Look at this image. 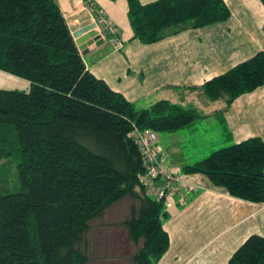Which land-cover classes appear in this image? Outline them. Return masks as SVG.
<instances>
[{"label":"trees","instance_id":"obj_1","mask_svg":"<svg viewBox=\"0 0 264 264\" xmlns=\"http://www.w3.org/2000/svg\"><path fill=\"white\" fill-rule=\"evenodd\" d=\"M127 2L133 39L146 45L231 18L224 0ZM0 71L31 84L29 91L0 90V162L15 159L20 182L17 193L0 186V264H90L92 223L126 198L133 203L122 226L138 247L131 263L157 264L170 245L166 207L140 183L146 166L131 133L134 127L181 131L204 118L198 107L161 100L141 109L114 91L87 68L57 0H0ZM262 87L259 52L186 90L229 107ZM183 171L206 176L234 198L264 204L261 137ZM228 264H264V237H249Z\"/></svg>","mask_w":264,"mask_h":264},{"label":"crops","instance_id":"obj_2","mask_svg":"<svg viewBox=\"0 0 264 264\" xmlns=\"http://www.w3.org/2000/svg\"><path fill=\"white\" fill-rule=\"evenodd\" d=\"M57 1L71 33L96 23L99 9L113 22L115 38L89 47L87 55L76 45L89 71L128 101L141 109L161 100L196 105L204 116L196 123L216 119L219 124L216 147L252 137L264 139V87L241 96L229 107L225 100L198 101L197 91L186 90L264 52L261 0H224L231 11L227 22L188 28L150 45L133 39L127 0ZM139 1L147 5L158 0ZM105 31V26L96 29L103 37ZM114 40L119 41L118 48ZM30 87L28 81L0 71V90L29 91ZM196 123L188 128L196 129ZM167 155L166 165L173 171L180 169L182 182L173 185V206L164 208L167 219L163 227L170 245L157 264H228L249 237H264V204L234 198L204 175H186L184 167L197 161L178 162L170 152Z\"/></svg>","mask_w":264,"mask_h":264},{"label":"rangeland","instance_id":"obj_3","mask_svg":"<svg viewBox=\"0 0 264 264\" xmlns=\"http://www.w3.org/2000/svg\"><path fill=\"white\" fill-rule=\"evenodd\" d=\"M195 96L198 101L203 100L199 92ZM218 128L217 120L213 119V121L196 123V129L187 128L175 133H157V147L164 160L170 152L178 158V162L183 160L188 163L200 162L213 152L234 145L216 147L220 135ZM0 186L2 192L6 194L20 191L15 159L10 158L0 162ZM132 203L130 198L124 199L111 207L104 218L92 223L88 234L91 242L92 261L90 264H132L130 258L138 247L128 239L127 230L122 226V223L130 218Z\"/></svg>","mask_w":264,"mask_h":264},{"label":"built area","instance_id":"obj_4","mask_svg":"<svg viewBox=\"0 0 264 264\" xmlns=\"http://www.w3.org/2000/svg\"><path fill=\"white\" fill-rule=\"evenodd\" d=\"M101 15L100 21H96L97 26H105L107 33L111 35L117 34V28L113 22L106 16L103 10H99ZM100 34V33H99ZM103 39H106V35L103 33ZM114 47H119V41L114 40ZM135 144L139 147L143 160L146 166V171L140 176V183L148 192L151 198L156 199L164 203L166 208L173 206L174 200V184L182 182V174L178 170H171L166 165L163 156L158 149V137L157 133L153 130H141L134 127L131 133Z\"/></svg>","mask_w":264,"mask_h":264},{"label":"water","instance_id":"obj_5","mask_svg":"<svg viewBox=\"0 0 264 264\" xmlns=\"http://www.w3.org/2000/svg\"><path fill=\"white\" fill-rule=\"evenodd\" d=\"M97 28V23H91L72 33V36L76 40V44L79 46L83 55L88 54L89 47H92L93 45L101 46L105 43L100 34L96 32Z\"/></svg>","mask_w":264,"mask_h":264},{"label":"bare ground","instance_id":"obj_6","mask_svg":"<svg viewBox=\"0 0 264 264\" xmlns=\"http://www.w3.org/2000/svg\"><path fill=\"white\" fill-rule=\"evenodd\" d=\"M101 35H102V34H100V36H101ZM101 38H102V36H101ZM103 38H105V37H103ZM103 38H102V39H103ZM106 39H107V37H106ZM104 40H105V39H104Z\"/></svg>","mask_w":264,"mask_h":264}]
</instances>
